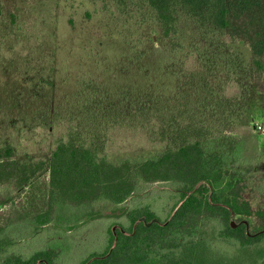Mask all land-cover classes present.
<instances>
[{"label":"trees","instance_id":"obj_1","mask_svg":"<svg viewBox=\"0 0 264 264\" xmlns=\"http://www.w3.org/2000/svg\"><path fill=\"white\" fill-rule=\"evenodd\" d=\"M97 1L121 22L129 60L151 58L148 43L161 44L155 75L138 65L144 80L195 82L197 74L186 67L195 60L204 71L195 92L206 98L194 99L180 85L165 93L157 82L135 99L118 96V105L105 110L87 95L77 123L68 112L55 126L63 127L40 195L34 187L44 163L18 160L11 144L0 145V187L21 208L15 221L0 213V264H264V205L253 209L244 198L251 179L263 184L264 167L249 174L234 168L238 139L227 133L234 105L214 99L204 76L223 69L229 81L247 71L264 109V0ZM154 27L155 41L144 31ZM222 38L247 46L249 62L225 52ZM115 128L141 136L147 147L110 153ZM102 212L117 228H105L99 250L73 258L57 244L62 223L78 227ZM41 239L47 243L36 246Z\"/></svg>","mask_w":264,"mask_h":264},{"label":"rangeland","instance_id":"obj_2","mask_svg":"<svg viewBox=\"0 0 264 264\" xmlns=\"http://www.w3.org/2000/svg\"><path fill=\"white\" fill-rule=\"evenodd\" d=\"M0 9V145L11 144L18 160L30 157L44 163L43 171L36 176V195L41 193L38 187L47 182L53 143L61 135L59 127L63 126H55L68 112L77 123L79 106L87 95L100 99L105 110L118 105V96L135 99L142 91H153L157 82L165 93L180 85V92L189 93L194 99L206 98L204 91L195 92L197 78L204 72L195 60L186 66L197 74L195 82L188 77L171 76L144 80L138 65L155 75L161 63V44L148 43L151 58L129 60L121 22L97 0H0ZM144 31L154 41L159 35L157 27ZM221 41L225 52L249 62L251 53L247 46L225 38ZM222 70L213 77L204 76L217 92L214 99L219 96L234 105L235 116L227 128V133L238 139V156L233 166L249 174L258 165L264 167V109L247 71L228 81ZM87 82H91L92 89L84 88ZM108 137L110 153L133 154L148 145L141 136L117 128ZM257 182L258 179H251L244 193L253 209L264 205V181L261 185ZM156 187L161 186L147 187V192ZM29 207L25 203L22 211L28 213ZM0 213L7 221L19 219L21 213L20 202L4 187H0ZM106 213L89 218L78 227L62 223L65 234L58 236L57 244L66 246L73 258L99 250L105 228H117L115 224L111 226L114 217ZM249 230L254 231L252 224ZM52 238L56 239L54 235ZM38 242L34 244L40 246L47 240Z\"/></svg>","mask_w":264,"mask_h":264},{"label":"water","instance_id":"obj_3","mask_svg":"<svg viewBox=\"0 0 264 264\" xmlns=\"http://www.w3.org/2000/svg\"><path fill=\"white\" fill-rule=\"evenodd\" d=\"M142 221H143V219H142ZM231 226H232V227H235L233 223H231Z\"/></svg>","mask_w":264,"mask_h":264}]
</instances>
